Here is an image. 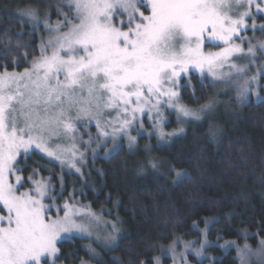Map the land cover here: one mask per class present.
<instances>
[{
  "label": "snow or ice",
  "instance_id": "6c2138e0",
  "mask_svg": "<svg viewBox=\"0 0 264 264\" xmlns=\"http://www.w3.org/2000/svg\"><path fill=\"white\" fill-rule=\"evenodd\" d=\"M145 2L148 15L139 11ZM243 2L74 0L75 20L79 22L67 21L69 28L63 33L57 25V35L48 42L53 49L51 55L42 54L24 73L0 74V205L7 212L0 215V264H42L43 257L56 254V242L62 233L87 231L85 224L77 223L81 214L67 203L63 217L46 215L43 181L35 182L36 195L32 191L17 194V186L9 182V177L18 171L21 150L28 153L34 147L56 156L50 149L52 138H59L61 127L65 133L73 132L70 114L82 103L88 105L80 107L86 114L94 104L101 115L103 102L104 109H120L118 116L131 115L132 119H124L114 132L129 126L136 114H143L149 106L158 109L164 97L179 114L199 119V112L210 109L211 102L199 111L174 104L178 93L173 88L190 67L201 72L206 68L216 79L230 74L222 71L226 65L230 70L243 71L229 63L234 54L243 53L240 45L232 44L249 16L244 11L233 17V10H239ZM247 2L250 7L253 0ZM256 3L258 10H264L259 8L260 0ZM137 13L140 19L131 27ZM26 14L35 17L33 10ZM118 14L128 15L127 31L122 30L123 20L120 27L113 23ZM206 33L209 40L228 46L205 54L202 46ZM45 51L42 48V53ZM248 53L254 54L253 47ZM247 83L241 85V98L248 91ZM97 124L99 127V121ZM20 180L17 176V185Z\"/></svg>",
  "mask_w": 264,
  "mask_h": 264
},
{
  "label": "trees",
  "instance_id": "16d2710c",
  "mask_svg": "<svg viewBox=\"0 0 264 264\" xmlns=\"http://www.w3.org/2000/svg\"><path fill=\"white\" fill-rule=\"evenodd\" d=\"M12 1L0 0V9ZM38 29L0 12V69L21 71L29 66L43 42ZM216 90L208 79L191 74L179 97L183 105L197 108L212 103ZM231 113L191 121L160 146L152 137L149 152L138 148L146 144L142 137L136 153L123 147L95 159L88 185L75 195L95 211L117 217L123 235L94 264H154L160 249L186 240L197 243L206 258L198 263L189 256L195 264H238L230 242L254 245L264 238V100L231 108ZM170 122L172 129L177 127L173 119ZM26 163H16L24 176L30 180L40 174L38 181L46 184L47 193L62 191L59 200L69 202L72 186H79L74 175L58 176L57 166L35 152L27 155ZM51 167L53 171L47 169ZM85 242L78 237L61 241L58 260L78 264L89 259Z\"/></svg>",
  "mask_w": 264,
  "mask_h": 264
},
{
  "label": "rangeland",
  "instance_id": "374dc122",
  "mask_svg": "<svg viewBox=\"0 0 264 264\" xmlns=\"http://www.w3.org/2000/svg\"><path fill=\"white\" fill-rule=\"evenodd\" d=\"M12 1V0H10ZM31 3L17 4L10 2L9 5L0 9L2 14H8L10 17H14L20 21L26 22L31 26L38 27L39 32L43 35V42L38 47L37 55L30 61L31 63L27 68L21 71H7L0 69V74L5 72L21 74L25 70H31L33 61L40 58L42 54L51 55L52 47L49 46V40L54 39L57 35V25L60 24L59 32H67L69 25L67 21L78 23L75 20V4L74 0H31ZM259 8L264 9V0H260ZM29 10L35 12V17L29 16L26 13ZM139 11L144 12L145 15L150 14V10L145 6L141 7ZM248 11L249 16L245 19L246 27L239 31L238 35H235L232 40L233 45H240L243 49V53L234 54L229 63H235L237 67L243 68L242 72H237L234 69L230 70L226 65L222 70L225 73H230L227 76H223L220 79L214 78L210 75L205 68L203 72L199 69L190 67L189 71L182 73L177 80L174 91L178 93V100H174V104L183 105L179 97V89L185 83L188 84L191 74L197 75L201 80L208 79L212 85L216 87V97L212 100L211 108L205 109L199 112V119L194 117H184L179 114L175 107H170L166 97L161 99L159 108H151L149 106L145 109L143 114L137 113L133 122L125 127L122 131L114 132V128H119L124 119L131 120V115L118 116L120 109H104L103 102H101L102 114L98 115L97 110L93 104V108L87 114L80 111V107L87 108L86 103H82L80 106L73 108L71 112V123L74 125V130L71 133H65L63 128L60 129L59 138L53 137L50 149L55 151L56 156H48L46 153L41 152L34 147L29 150L28 153H23L17 157L23 161V165H27V155L31 152H35L44 157L48 162L57 166V174L60 176L64 174L68 177H74L75 182L79 183V186H72L71 192H69V202L60 201L59 197L62 191L49 194L46 192V196L42 199V203L46 206V215L52 219H56L58 216L63 217L65 212V204H69L81 214L77 217V223H83L87 227V231H72L70 233H62L61 238L56 242L57 252L54 256H46L42 258V264H63L58 260L59 249L58 243L63 240H70L71 238L78 237L86 240L85 249L91 258H83L78 264H94V261L100 260L102 252L109 251L115 248L123 235V229L120 226V221L110 216V213L104 215L103 212L95 211L91 206L83 202L79 195H75L76 191H82V185H88V177H91L92 166L96 158H107L115 151L126 148L131 153H136L137 149L145 150L149 152L151 150L150 139L153 137L157 141V145H163L169 142L171 139L179 135L183 130L182 128L189 122L194 121L198 123L208 121L207 118L222 117L225 115L233 116L231 108L240 110L244 104L249 101L254 103L264 100V48L260 45L264 44V10H258L256 0L249 7L247 0H244L243 6L239 10H233V17L236 18L241 12ZM122 13V10H118ZM140 19L137 13L136 20L132 23L131 27H135V23ZM121 20H123L122 30L127 31L129 28L128 15L118 14L113 23L117 26H121ZM222 41L209 40L207 33L205 34L204 44L202 51L207 54L210 52H219L222 48L227 47ZM253 47L254 54L248 53V48ZM42 48L46 49L42 53ZM61 79L63 77L61 76ZM247 81L248 91L241 98V85H244ZM165 87H172L170 84H166ZM85 99L87 93L84 94ZM155 103V100L152 102ZM185 106V105H183ZM187 107V106H185ZM149 108L151 110L149 111ZM194 111H199L201 107L191 108ZM173 119L176 122L177 127L171 128L170 121ZM99 121V127L97 122ZM181 130V131H180ZM106 132L107 135H103ZM161 132L164 134L161 136ZM145 138L146 144L142 147H138L139 139ZM130 138H135L130 139ZM138 147V148H137ZM73 164L75 166H73ZM149 166H154L153 162H149ZM50 167V166H49ZM18 171L14 175L9 177V182L17 186V194L32 191L33 195H36L35 182L41 180V175L36 174V177L28 179L27 176L21 172L22 165H16ZM91 168V169H90ZM53 171V167L47 168ZM79 169V171H77ZM74 175V176H71ZM21 178L20 184L17 185L16 177ZM50 178L49 176H45ZM45 179V178H44ZM47 179V178H46ZM79 180V181H77ZM0 215H7L6 210H3V206L0 205ZM182 242L175 241L167 248L160 249L154 256V264H195L191 261L189 256L198 262L203 263L206 260L200 253L202 248L198 246L194 241ZM264 238L258 240L256 244H251L249 241H245L242 244H237L236 241H231L230 246L236 249V258L238 264H264ZM166 258H169L166 263ZM204 258V260H203ZM209 264V263H208Z\"/></svg>",
  "mask_w": 264,
  "mask_h": 264
}]
</instances>
